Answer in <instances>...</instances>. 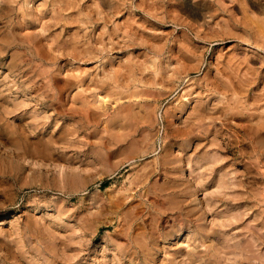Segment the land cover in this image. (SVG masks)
<instances>
[{
	"label": "rangeland",
	"instance_id": "374dc122",
	"mask_svg": "<svg viewBox=\"0 0 264 264\" xmlns=\"http://www.w3.org/2000/svg\"><path fill=\"white\" fill-rule=\"evenodd\" d=\"M152 2L0 0V264H264V0Z\"/></svg>",
	"mask_w": 264,
	"mask_h": 264
},
{
	"label": "bare ground",
	"instance_id": "6f19581e",
	"mask_svg": "<svg viewBox=\"0 0 264 264\" xmlns=\"http://www.w3.org/2000/svg\"><path fill=\"white\" fill-rule=\"evenodd\" d=\"M57 1V0H56ZM148 1V0H147ZM150 1V0H149ZM151 1H153V0H151ZM156 1H158L157 3H159L160 2V0H156ZM155 0H154V2H156ZM166 1V0H165ZM177 1V0H176ZM154 2H152V3H154ZM162 2V1H161ZM169 2V1H168ZM191 2V1H190ZM189 2V0H186V3L188 4V3H190ZM199 2V1H198ZM205 2V1H204ZM215 2V1H214ZM216 2H218V1H216ZM220 2V1H219ZM218 2V3H219ZM167 3V2H166ZM171 3V2H170ZM179 3H181V2H179ZM217 3V4H218ZM110 4H112V2L110 3ZM155 4V3H154ZM161 4V3H160ZM165 4V3H164ZM183 4V3H182ZM200 4H201V2H200ZM210 4V3H209ZM208 4V5H209ZM215 4V3H214ZM109 5V4H108ZM163 5V4H162ZM165 5H167V4H165ZM178 5V4H177ZM185 5V4H184ZM191 5V4H190ZM207 5V4H206ZM205 5V6H206ZM1 6V5H0ZM112 6V5H111ZM119 6V5H118ZM164 6V5H163ZM162 6V7H163ZM173 6V5H172ZM218 6H219V4H218ZM217 6V7H218ZM223 6V5H222ZM105 7V6H104ZM144 8H147V7H145V5L143 6ZM142 7V8H143ZM168 7V6H167ZM175 7H177V6H175ZM183 7V6H182ZM189 7V6H188ZM198 7V6H197ZM207 7V6H206ZM205 7V8H206ZM209 7H210V5H209ZM213 7V6H212ZM258 7V6H257ZM155 8V7H154ZM163 8H165V7H163ZM162 8V9H163ZM204 8V7H203ZM221 8V7H220ZM240 8V7H239ZM52 9V8H51ZM160 9V8H159ZM188 9V8H187ZM186 9V10H187ZM201 9H202V7H201ZM214 9H216L215 7H214ZM144 10V9H143ZM147 10H149V9H147ZM152 10V9H151ZM150 10V11H151ZM156 10H158V9H156ZM165 10V9H164ZM189 10V9H188ZM207 10H208V8H207ZM217 10V9H216ZM215 10V11H216ZM222 10V9H221ZM220 10V11H221ZM54 11V10H53ZM155 11V10H154ZM185 11V10H184ZM202 11H203V9H202ZM212 11V10H211ZM214 11V10H213ZM212 11V12H213ZM220 11H218V12H220ZM192 13V12H191ZM196 13H200V10H196ZM195 13V14H196ZM207 13V12H206ZM214 13V12H213ZM201 14V13H200ZM210 14V13H209ZM205 15V14H204ZM212 16H213V14H211ZM191 16V15H190ZM200 16H202V15H200ZM209 16V15H208ZM245 16V15H244ZM53 17V16H52ZM174 17L176 18V16H173V19H174ZM204 17V16H203ZM213 17H215V16H213ZM258 17V16H257ZM178 18V17H177ZM197 18V17H196ZM205 18V17H204ZM245 18H246V16H245ZM179 19V18H178ZM219 19V18H218ZM64 20V19H63ZM177 20V19H176ZM196 20V19H195ZM194 20V21H195ZM233 21V20H232ZM196 22V21H195ZM262 22H264V20H262ZM238 23V22H237ZM243 23V22H242ZM257 24V23H256ZM256 24H255V27H256ZM249 25V24H248ZM237 26V25H236ZM254 26V25H253ZM222 27V26H221ZM225 27V26H224ZM240 27V26H239ZM252 24H251V30H252ZM262 29H264V28H262ZM254 30V29H253ZM41 31V30H40ZM242 31V30H241ZM259 31V30H258ZM261 31V30H260ZM253 32V31H252ZM50 34V33H49ZM256 35H259V34H256ZM251 37H253V35L251 36ZM258 37V36H257ZM262 37V36H261ZM250 38V37H249ZM249 38H247V39H249ZM254 38V37H253ZM259 39L260 40H262V39H264V38H258V41H259ZM256 40H257V38H256ZM253 42V41H252ZM62 43V42H61ZM255 43H257V41L255 42ZM259 43H257V45H258ZM260 46H262L261 44H259ZM260 48V47H259ZM262 50V49H261ZM240 55V54H239ZM229 56V55H228ZM230 61V60H229ZM232 62V61H231ZM146 64V63H145ZM239 65V64H238ZM232 66V65H231ZM220 67V66H219ZM241 68V67H240ZM239 68V69H240ZM232 69V68H231ZM235 70V69H234ZM221 71V70H220ZM241 71V70H240ZM240 71H238V72H240ZM248 72V71H247ZM227 73V72H226ZM110 74V73H109ZM159 74V73H158ZM254 74V73H253ZM233 75V74H232ZM137 76V75H136ZM224 76V75H223ZM222 76V77H223ZM205 77V76H204ZM226 77V76H225ZM236 77H238V75L236 76ZM235 77V78H236ZM234 78V79H235ZM233 79V78H232ZM231 78H230V80H232ZM234 79H233V81H234ZM253 79V78H252ZM251 78H246V79H243L241 82H240V85L243 87V89H239V93H237V95H235V94H233L234 96H236L235 98H233L232 97V100H243V98L244 97H247V94H246V91L248 90L246 87H249L250 85H251V83L253 82V80H252ZM212 80V79H211ZM255 80V79H254ZM145 81V80H144ZM148 81V80H147ZM238 81V80H237ZM215 82L216 81H214V84H215ZM221 82V81H220ZM46 83V82H45ZM142 83V82H141ZM160 83V82H159ZM211 83V82H210ZM232 85H235V82H234V84H233V82L231 83ZM127 85V84H126ZM213 85V84H212ZM239 85V86H240ZM255 85V84H254ZM215 86V85H214ZM76 87V86H75ZM95 87V86H94ZM185 87V86H184ZM211 87V86H210ZM213 87V86H212ZM211 87V88H212ZM223 87V86H222ZM251 87V86H250ZM253 87V86H252ZM214 88V87H213ZM220 88V87H219ZM59 89H60V87H59ZM83 89V88H82ZM190 89V88H189ZM208 89V88H207ZM235 89V88H234ZM237 89V88H236ZM118 90V89H117ZM209 91L211 90V89H208ZM230 90H232V89H230ZM250 90V89H249ZM50 91H51V89H50ZM81 91V90H80ZM148 91V90H147ZM190 91V90H189ZM196 92V91H195ZM215 92V91H214ZM213 92V93H214ZM225 93H226V91H224ZM233 92H235L236 93V90H233ZM215 93H217V91L215 92ZM218 93H220V92H218ZM222 93V92H221ZM131 94H132V92H131ZM145 94V93H144ZM203 94V93H202ZM208 94V93H207ZM211 94V93H210ZM223 94V93H222ZM137 95H138V93H137ZM192 95V94H191ZM220 95V94H219ZM256 95V94H255ZM222 96V95H221ZM113 97V96H112ZM126 97V96H125ZM217 97V96H216ZM210 98V97H209ZM220 98V97H219ZM248 98V97H247ZM114 99H115V96H114ZM259 99V100H258ZM82 100V99H81ZM92 100V99H91ZM244 101V100H243ZM258 101H260V96L259 95H257V96H255V99H254V103L255 102H258ZM78 102V101H77ZM85 102V101H84ZM250 102V101H249ZM211 103V102H210ZM229 99H228V97H221V100L219 101V104H216L215 106H213V107H209V108H207V107H203V105L201 106V107H199V109H197L196 110V112H195V114H196V127H197V131H196V134L194 135L195 136V138H196V140H197V144L198 145H201V144H203L204 146L207 144V138H208V136H207V134L209 135V134H213L216 138L217 137H219L220 136V129L218 128H215V126L217 125H215V119H217V118H219V116L220 115H224V116H226L227 114H228V110H229V108H230V106H229ZM59 104V103H58ZM233 104V103H232ZM241 104H243V103H241ZM247 104V103H246ZM258 104V103H257ZM184 105V104H183ZM245 105V104H244ZM205 106V105H204ZM249 106V105H248ZM251 106V105H250ZM249 106V107H250ZM255 106V105H254ZM184 107V106H183ZM244 107L245 106H242L241 107V110L242 109H244ZM246 107H247V105H246ZM248 107V110L249 111H251V109ZM253 107V106H252ZM251 107V108H252ZM260 107V106H259ZM262 107H264V106H262ZM167 108V107H166ZM178 108V107H177ZM180 108H181V106H180ZM179 108V110H181ZM235 108V107H234ZM233 108V109H234ZM237 109V108H236ZM191 110V109H190ZM255 110L257 111L258 109L255 107H253L252 108V112H244L245 113V117L246 118H244V119H240V120H244V123H240V124H236V125H232L233 126V135H231V136H235V137H238V139L239 140H237V142L239 141L240 142V144H241V146L242 145H244L245 146V148H246V146H249V148H250V153H252L251 154V156L254 158V161H255V163L257 164V166H259L260 167V163H262V162H264V115H262V114H256V112H255ZM136 112V111H135ZM179 112H181V111H179ZM230 112H232L231 110H230ZM82 113V112H81ZM125 113V112H124ZM240 113V112H239ZM244 113H243V115H244ZM146 114V113H145ZM229 115V114H228ZM86 117V116H85ZM132 117V116H131ZM135 118V117H134ZM167 118V117H166ZM234 118V117H233ZM189 119H190V117H189ZM146 120V119H145ZM192 122V121H191ZM221 122V121H220ZM151 123V122H150ZM104 124V123H103ZM230 124V123H229ZM209 125H212V127H210L209 128ZM222 125V124H221ZM226 125H228V124H226ZM41 126V125H40ZM126 126V125H125ZM225 126V125H224ZM229 127V126H228ZM187 128H189V127H187ZM39 129H40V127H39ZM113 129V128H112ZM117 129H118V127H117ZM146 129V128H145ZM191 129V128H190ZM101 130V129H100ZM103 130V129H102ZM22 131V130H21ZM122 131V130H121ZM195 131V130H194ZM193 131V132H194ZM222 131V130H221ZM238 131L240 132V135H239V133H238ZM118 132V131H117ZM229 132V131H228ZM99 133V132H98ZM97 133V134H98ZM189 133H190V131L188 132V136H189ZM226 133V132H225ZM53 134V133H52ZM119 134V133H118ZM181 135H182V133H181ZM184 135H185V132H184ZM183 135V136H184ZM190 135H191V137H194L193 136V133L191 134L190 133ZM212 135V136H213ZM187 136V137H188ZM228 136H229V134H228ZM224 137V136H223ZM115 138V137H114ZM221 138V137H220ZM233 138V137H232ZM183 139H185L184 137H183ZM188 139H190V136H189V138ZM192 139V138H191ZM227 139V138H226ZM230 139V138H229ZM235 139V138H234ZM233 139V140H234ZM104 140V139H103ZM130 140V139H129ZM195 140V139H194ZM236 140V139H235ZM234 140V141H235ZM207 141V142H206ZM224 141V140H223ZM230 141V140H229ZM186 142H189V141H187L186 140ZM211 142H213V141H211ZM228 142V141H227ZM236 142V141H235ZM236 142V143H237ZM117 143V142H116ZM124 143V142H123ZM133 144V143H132ZM139 144V143H138ZM214 144H215V142H214ZM225 144V143H224ZM197 145V146H198ZM218 145V143L216 144V146ZM230 144H228V145H223L224 147H217V150L218 149H220V150H222V148H224V152H230V151H232V150H230L231 149V147L229 146ZM231 145H232V142H231ZM239 145V144H238ZM208 146V145H207ZM233 146V145H232ZM203 148V147H202ZM201 148V149H202ZM206 148V147H205ZM239 148V147H238ZM165 149V148H164ZM240 149V148H239ZM243 149V148H242ZM242 149H241V151H242ZM247 149V148H246ZM234 150V149H233ZM164 151V150H163ZM207 152V151H206ZM237 152V151H236ZM234 153V152H233ZM233 158V157H232ZM170 162V161H169ZM243 162V161H242ZM164 163V162H163ZM233 163V162H232ZM252 163V162H251ZM173 164V163H172ZM234 164V163H233ZM230 165V164H229ZM256 166V167H257ZM261 168H262V166H261ZM257 169V168H256ZM145 172V171H144ZM148 174V173H147ZM230 174V173H229ZM135 176V175H134ZM134 178V177H133ZM34 179V178H33ZM154 180V179H153ZM240 180H242V179H240ZM156 181V180H155ZM136 182V181H135ZM154 182V181H153ZM241 182V181H240ZM242 183V182H241ZM249 184V183H248ZM177 187V186H176ZM252 190V189H251ZM149 192V191H148ZM131 195V194H130ZM169 198V197H168ZM177 200V199H176ZM259 200V199H258ZM140 205V204H139ZM155 206V205H154ZM187 207V206H186ZM262 207H264V206H262ZM228 210V209H227ZM237 215V214H236ZM122 220H123V218H122ZM153 223V222H152ZM179 223V222H178ZM123 225V224H122ZM155 228V227H154ZM144 233V232H143ZM139 234V233H138ZM172 234V233H171ZM134 235V234H133ZM174 235V234H173ZM151 237V236H150ZM249 237V236H248ZM125 238V237H124ZM133 238V237H132ZM147 239V238H146ZM152 238H150L149 240H151ZM173 239V238H172ZM148 240V239H147ZM146 240V241H147ZM152 241V240H151ZM144 242H145V240H144ZM150 242V241H149ZM149 242H146V243H149ZM145 243V244H146ZM250 245V244H249ZM146 246H147V244H146ZM143 247H144V245H143ZM142 247V248H143ZM196 248V247H195ZM194 248V249H195ZM146 250V249H145ZM250 250V249H249ZM261 250V249H260ZM152 251V250H151ZM145 252V251H144ZM146 252H148V251H146ZM149 253V252H148ZM148 253H146L147 255H148ZM151 253V252H150ZM149 253V254H150ZM189 253V252H188ZM14 255V254H13ZM153 255V254H152ZM117 257V256H116ZM147 259H149V258H147ZM151 259V258H150ZM148 261V260H147ZM159 261V260H158ZM148 263V262H147ZM146 263V264H147ZM162 263V262H161ZM53 264V263H52Z\"/></svg>",
	"mask_w": 264,
	"mask_h": 264
}]
</instances>
